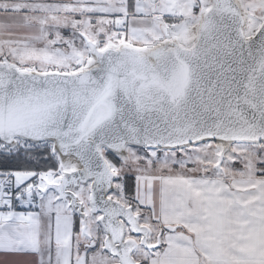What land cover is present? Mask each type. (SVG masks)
<instances>
[{
	"label": "snow or ice",
	"instance_id": "snow-or-ice-1",
	"mask_svg": "<svg viewBox=\"0 0 264 264\" xmlns=\"http://www.w3.org/2000/svg\"><path fill=\"white\" fill-rule=\"evenodd\" d=\"M0 264H264V0H0Z\"/></svg>",
	"mask_w": 264,
	"mask_h": 264
}]
</instances>
